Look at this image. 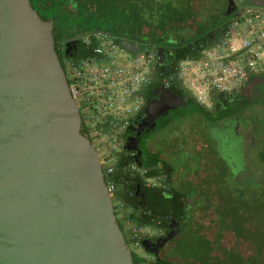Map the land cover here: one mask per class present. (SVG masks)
I'll use <instances>...</instances> for the list:
<instances>
[{
    "label": "trees",
    "instance_id": "obj_1",
    "mask_svg": "<svg viewBox=\"0 0 264 264\" xmlns=\"http://www.w3.org/2000/svg\"><path fill=\"white\" fill-rule=\"evenodd\" d=\"M35 1L45 17L58 4V41L94 30L143 39L157 48L165 71L186 56L198 58L200 45L213 41L210 33L218 34L227 20L225 11L209 15L220 0L213 10L204 3L197 7L195 0ZM172 90L178 97L169 93V101H183L200 111L165 112L148 141L139 143L140 154L134 150L132 157L121 158L108 177L115 186L116 215L119 209L132 226L162 233L179 228L169 251L152 256L148 264H264V84L251 93L213 95L209 108L182 90ZM255 105L263 111L248 120L243 113ZM131 163L144 173L130 171ZM154 178V185H148ZM227 234L234 239L233 247L223 244ZM125 235L130 245L126 230ZM132 253L135 264H146Z\"/></svg>",
    "mask_w": 264,
    "mask_h": 264
},
{
    "label": "water",
    "instance_id": "obj_2",
    "mask_svg": "<svg viewBox=\"0 0 264 264\" xmlns=\"http://www.w3.org/2000/svg\"><path fill=\"white\" fill-rule=\"evenodd\" d=\"M238 3L228 0L223 16ZM57 9L45 17L35 0H0V264H135L69 86Z\"/></svg>",
    "mask_w": 264,
    "mask_h": 264
},
{
    "label": "built area",
    "instance_id": "obj_3",
    "mask_svg": "<svg viewBox=\"0 0 264 264\" xmlns=\"http://www.w3.org/2000/svg\"><path fill=\"white\" fill-rule=\"evenodd\" d=\"M217 36L200 45L198 58L186 56L165 71L154 45L142 40L111 35L99 30L79 34L86 54L76 60L62 58L82 126L97 153L107 178L113 175L126 150L127 133L146 101V88L154 81L164 89L182 90L196 104L211 107L213 95L232 96L255 77L264 76V6L238 5ZM136 45L132 52L121 42ZM127 168L140 171L133 163ZM142 174L144 171H140ZM157 178L148 180L154 185ZM113 196L114 184L109 182ZM115 205V204H114ZM132 252L150 263L142 241L159 230L135 227L127 222Z\"/></svg>",
    "mask_w": 264,
    "mask_h": 264
},
{
    "label": "flooded vegetation",
    "instance_id": "obj_4",
    "mask_svg": "<svg viewBox=\"0 0 264 264\" xmlns=\"http://www.w3.org/2000/svg\"><path fill=\"white\" fill-rule=\"evenodd\" d=\"M59 42V50L62 58L67 56L72 60H76L85 52V48L79 41L62 40ZM263 84L255 86L252 91L255 92ZM169 93L178 95L173 90L164 89L157 81H154L146 88L145 95L147 102L142 107L137 119L133 122L127 133L128 138L135 139L132 147L136 149L135 152L137 154H140L139 143L142 144L148 141V133L157 122L156 120L165 112L176 109L177 103L174 102L176 99L169 101L167 97ZM177 228L170 227L165 233L160 231L156 235L145 238L143 241L147 240L149 242H146L145 247L143 246L144 251L151 256L159 258L165 255L172 246L168 249L167 247L173 244V241L180 235V230Z\"/></svg>",
    "mask_w": 264,
    "mask_h": 264
},
{
    "label": "rangeland",
    "instance_id": "obj_5",
    "mask_svg": "<svg viewBox=\"0 0 264 264\" xmlns=\"http://www.w3.org/2000/svg\"><path fill=\"white\" fill-rule=\"evenodd\" d=\"M195 2H196V6H197V7L201 6V5H202L201 3H204V8H207V9H210V10H213L214 7H217V6H218L217 4H215V0H195ZM227 4H228V0H220L219 6L217 7L218 9L209 12V15H210L211 13H212L211 15H213V14L217 15V14L219 13L220 10H222V9H224V8L226 9ZM207 14H208V13H207ZM142 40H143V39H142ZM144 41H145V40H144ZM262 111H263V108H262L261 106H259V105H255V106H253V107H251V108H246V110H245V112L243 113V115H244L245 118H247V119L249 120L250 118H255V117H257L258 114L261 113ZM114 204H115V203H114ZM115 206H116V204H115ZM118 217H119V219H120L121 221L124 222V228H125V230L129 232L127 222L125 221L126 215H125V213H124L123 211H121V210H119V209H118ZM184 234H185V233H184ZM211 235H212V233L209 231V232H208V237L211 238ZM182 239H183V240H180V241H184L185 236H184ZM187 240H188V241L190 240V238H189L188 235H186V241H187ZM186 241H185V242H186ZM179 243H180V242H179ZM223 244H224V246H227V247H233V245H234V239H233V237H232L230 234L225 235V237H224V239H223ZM172 245H173V244H170V245L167 247V249L170 248V246H172ZM149 259H150L151 261L153 260L152 257H149ZM172 261H178V260H177L176 258H172Z\"/></svg>",
    "mask_w": 264,
    "mask_h": 264
},
{
    "label": "crops",
    "instance_id": "obj_6",
    "mask_svg": "<svg viewBox=\"0 0 264 264\" xmlns=\"http://www.w3.org/2000/svg\"><path fill=\"white\" fill-rule=\"evenodd\" d=\"M242 5H257V6H264V0H239ZM228 5V4H227ZM227 8V6H226ZM226 9H222L221 11H225Z\"/></svg>",
    "mask_w": 264,
    "mask_h": 264
}]
</instances>
